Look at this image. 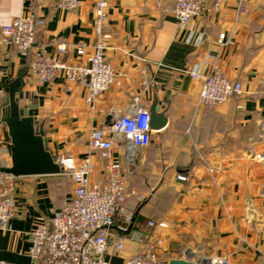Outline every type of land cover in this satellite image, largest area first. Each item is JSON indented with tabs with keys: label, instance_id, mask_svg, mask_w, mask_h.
<instances>
[{
	"label": "crops",
	"instance_id": "0c3cea01",
	"mask_svg": "<svg viewBox=\"0 0 264 264\" xmlns=\"http://www.w3.org/2000/svg\"><path fill=\"white\" fill-rule=\"evenodd\" d=\"M174 1L108 0L106 59L116 79L89 105L79 82L60 74L43 84L31 64L43 53L89 66L99 41L93 2L85 0L68 11L58 7V0H0V29L27 15L43 22L27 58L0 45V89L4 92L5 76L22 77L25 85L17 101L38 108L51 152L72 157L77 166L91 155L93 182L105 179V162L89 149L92 130L108 127L109 118L136 100L149 112L155 103L166 112L168 123L153 130L150 146L135 148L122 135L114 139V156L129 177V190L147 196L144 204H134L133 228L144 231L147 240L128 239L120 253L107 255V262L123 264L148 241L160 240L159 253L169 262L199 248L207 257H226L231 264H264V164L258 161L264 154V0H222L219 10L210 1L186 27L176 19ZM222 34L232 41L224 48L218 45ZM63 44L68 50L61 54ZM79 45L87 47L82 57L72 49ZM215 65L241 82L245 95L199 107L201 82L187 71L209 72ZM5 97L0 103V171L12 166L11 139L2 122ZM74 188L66 172L20 177L13 193L12 229L0 232L1 259L30 264V233L51 223ZM150 222L157 226L149 227Z\"/></svg>",
	"mask_w": 264,
	"mask_h": 264
},
{
	"label": "built area",
	"instance_id": "2783aa9c",
	"mask_svg": "<svg viewBox=\"0 0 264 264\" xmlns=\"http://www.w3.org/2000/svg\"><path fill=\"white\" fill-rule=\"evenodd\" d=\"M43 1L48 4L52 0ZM83 1L85 0H58V7L75 11ZM89 1L94 4L95 28L99 37L90 58V65L67 64L39 53L33 59L31 68L43 84L53 81L60 74L71 82H79L87 91L86 103L93 105L100 95L113 87L116 72L106 59V40L110 38L105 33L109 19V2ZM210 1L219 10L222 0H175L173 12L180 26L186 27L193 19L203 15ZM239 11H244V7H240ZM42 24L33 15L17 18L0 29V45L14 48L27 58L35 44L37 29ZM231 43V39L225 34L218 40L220 48ZM72 49L81 57L87 51L85 45L73 46ZM58 50L64 54L68 46L60 45ZM187 73L201 82L199 107L219 106L234 97L245 95L243 84L230 80L216 65L209 72L196 69ZM3 100L4 92L0 89V103ZM153 133L149 110L136 100L132 108L112 120L111 126L94 129L90 134V151L98 153L105 162L104 180L92 181L95 165L91 155L79 166L72 157H57L58 163L64 168L63 172L71 176L75 188L51 223L41 225L30 233V264H112L106 261L107 255L111 252L120 253L128 239L137 243L147 240L144 231L133 230L137 218L134 204H144L147 196L136 190H129V177L121 161L114 156L113 149L114 139L118 135L124 136L135 148H146L152 142ZM262 137L264 138V133ZM127 152H130L129 147ZM258 161L264 164V154L258 156ZM18 179L0 171V232L12 229L11 222L16 216L13 193ZM179 180L186 181V177L179 176ZM262 196L264 198V184ZM156 226L154 222L149 223L151 228ZM158 226L167 227L165 223ZM161 243L160 240L148 241L141 252L123 264H170L159 253ZM181 260L192 264H231L226 257L209 258L199 248L185 250ZM0 264H11L1 259V250Z\"/></svg>",
	"mask_w": 264,
	"mask_h": 264
},
{
	"label": "water",
	"instance_id": "95a60500",
	"mask_svg": "<svg viewBox=\"0 0 264 264\" xmlns=\"http://www.w3.org/2000/svg\"><path fill=\"white\" fill-rule=\"evenodd\" d=\"M2 84L6 95L2 106V122L7 126L11 139L8 150L12 160V166L2 171L18 178L61 175L64 168L49 148L44 129L38 120V108L22 107L17 101V95L25 85L23 78L14 79L12 75H7ZM161 110L157 103L150 109V126L154 131L163 129L168 123L166 112ZM111 119H108V126H111ZM170 264L192 263L173 259Z\"/></svg>",
	"mask_w": 264,
	"mask_h": 264
}]
</instances>
